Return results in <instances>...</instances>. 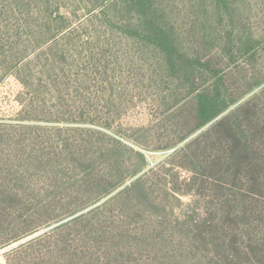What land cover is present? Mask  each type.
Returning <instances> with one entry per match:
<instances>
[{
    "label": "rangeland",
    "instance_id": "374dc122",
    "mask_svg": "<svg viewBox=\"0 0 264 264\" xmlns=\"http://www.w3.org/2000/svg\"><path fill=\"white\" fill-rule=\"evenodd\" d=\"M154 22L224 78L218 120L239 113L264 160V0H0V264H264V184L226 203L232 178L209 169L184 195L226 132L193 133L212 73L172 69ZM219 222L242 251L201 229Z\"/></svg>",
    "mask_w": 264,
    "mask_h": 264
},
{
    "label": "trees",
    "instance_id": "16d2710c",
    "mask_svg": "<svg viewBox=\"0 0 264 264\" xmlns=\"http://www.w3.org/2000/svg\"><path fill=\"white\" fill-rule=\"evenodd\" d=\"M134 4L138 6L139 9L145 10L151 6V0H134ZM144 33L146 34V38L162 51V54L172 69L178 71V73L183 71L187 76L192 75V77H194V72L198 69L197 67H201L202 64L197 60L190 59L186 56V58H184V56L181 55L176 41L173 40L171 33L164 25L155 22L151 23L150 26H147ZM251 50V46H246L247 52ZM209 66L208 63L202 65L206 72L212 73V77L208 83L206 82L204 89L200 90L197 94L196 117L198 126L193 133L217 122L212 130H217L219 128L224 129L226 132V138H224L226 146L218 149V155L214 160H210L211 158H207L206 160H188L193 167V170H191L193 175L188 180H185L187 190L184 195L193 196L197 193L200 196L203 195L204 191L213 188V186L210 185L211 183L209 181L207 170L214 169L223 174L229 175L232 178V188L223 185H216L219 189L230 191L232 193L224 200L226 203H229L232 202V200H227L229 196L236 197L240 194L236 192V189L244 180L254 187L258 185L262 186L264 184V160H261L263 151L256 147L250 131L243 126L241 116L238 115L239 113L232 114V118H235V123L232 122L230 124L231 119L229 117L218 120L232 105L236 103V101L233 102L232 100H228L229 98L225 91L226 85L224 78L220 76L218 71L211 70ZM189 148L188 145L187 149ZM255 199L258 204L260 203L257 208L259 209L258 211L262 213V208H260L261 202L257 198ZM224 213H226L227 217L231 219L232 223H234L233 227L237 228L235 223L236 214L230 211L224 212L222 210V216L225 215ZM82 218L84 217L82 216L79 219ZM199 226L201 225L194 224L189 227L188 230L194 232L195 227L197 229ZM213 226L204 225L201 226L203 227L201 229L204 230V232L206 230L208 232H217L218 230L223 233V240L217 245L218 247L225 245V247H231L234 251H242V249L237 248L234 242L229 240L231 236L236 235L234 232L236 231L235 228H228L223 222H219L217 226ZM25 235L26 234L23 236H16L10 241H18ZM27 247L33 248L34 246L33 244H29ZM217 251L219 252V250ZM243 252L245 251L243 250ZM225 253L228 252L225 251ZM224 258L232 261L231 259L233 256L226 255ZM9 264H12V262L10 261Z\"/></svg>",
    "mask_w": 264,
    "mask_h": 264
}]
</instances>
